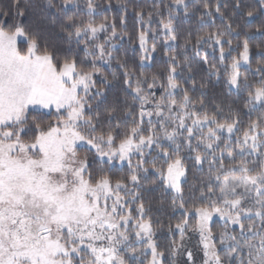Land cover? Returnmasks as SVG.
I'll return each mask as SVG.
<instances>
[{
	"label": "snow or ice",
	"instance_id": "snow-or-ice-1",
	"mask_svg": "<svg viewBox=\"0 0 264 264\" xmlns=\"http://www.w3.org/2000/svg\"><path fill=\"white\" fill-rule=\"evenodd\" d=\"M0 264H264V0H0Z\"/></svg>",
	"mask_w": 264,
	"mask_h": 264
},
{
	"label": "trees",
	"instance_id": "trees-1",
	"mask_svg": "<svg viewBox=\"0 0 264 264\" xmlns=\"http://www.w3.org/2000/svg\"><path fill=\"white\" fill-rule=\"evenodd\" d=\"M118 2H120V0H112L113 5H115ZM142 2H143V0H142ZM248 2L251 3L252 0H248ZM148 3L150 4L151 3V0H148ZM106 15H108V16L111 17L112 15H114V13H106ZM217 23H219V21H217ZM256 23H259V21H257ZM129 26L131 27V22H130V25ZM255 26H256L255 24L252 25L253 28ZM189 28H191V31L193 33V39H194L195 38V35H196L195 19L194 18H193V20L190 23H184V24L181 25V31L187 30ZM207 30L208 29L205 28L202 31H207ZM235 43H236V41H234V44ZM258 43H260V40H258V39H253L251 41V45H252L253 51H255V45L258 44ZM164 222H165V224H167V219L166 218H165V221ZM165 236H166V232L165 233H161L160 236H159L158 242L160 243L161 247H165L166 244H167V240L165 239ZM195 243H196V241L195 240H192L190 242V246H194Z\"/></svg>",
	"mask_w": 264,
	"mask_h": 264
}]
</instances>
